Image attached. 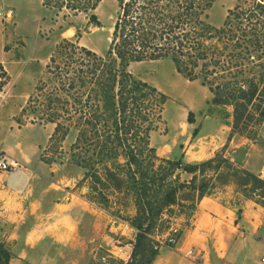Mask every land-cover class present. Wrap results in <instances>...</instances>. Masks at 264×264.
<instances>
[{
  "label": "trees",
  "instance_id": "1",
  "mask_svg": "<svg viewBox=\"0 0 264 264\" xmlns=\"http://www.w3.org/2000/svg\"><path fill=\"white\" fill-rule=\"evenodd\" d=\"M116 1L106 53L63 38L20 117L52 124L49 146L75 133L68 151L83 170L80 181L88 194L82 196L100 208L107 205L106 192L131 196L136 234L129 263L151 264L159 249L150 233L157 223H170L164 212L179 206L188 225L197 203L212 190L233 183L264 199V180L222 152L199 163L160 158L151 134L162 121L167 96L134 77L128 66L170 60L178 74L208 87L213 104L233 107L232 131L240 132L254 113L264 112V2L240 1L215 27L208 21L215 0ZM99 2L42 0V6L63 17L91 12L89 22H96L92 11ZM7 80L0 63V91ZM45 157L43 162L54 161ZM182 173L189 179L181 180ZM10 255L0 243V264H8Z\"/></svg>",
  "mask_w": 264,
  "mask_h": 264
},
{
  "label": "rangeland",
  "instance_id": "2",
  "mask_svg": "<svg viewBox=\"0 0 264 264\" xmlns=\"http://www.w3.org/2000/svg\"><path fill=\"white\" fill-rule=\"evenodd\" d=\"M240 1L215 0L208 12L210 24L220 26L227 10ZM117 10L116 0H100L92 11L96 22H89L91 12L63 17L62 12L56 13L43 7L42 0H0V63L8 75L7 83L0 91V150L18 163L14 170L0 172V186L10 173L17 177L22 172H53L56 178L64 180L59 184L68 186L71 192L88 194L85 184L80 181L83 170L72 163L68 151L75 133L71 131L64 141L53 142L49 146L48 136L53 125L31 123L28 116L20 117V110L37 83L46 79L45 64L63 38L77 39L79 45L97 54L106 53ZM128 70L134 77L167 96L162 121L151 134V144L160 158L199 163L222 152L236 167L260 178L264 170V112L262 117L258 115L259 112L254 113L246 129L233 132V107L213 104L208 87L199 80L189 81L178 74L170 60L133 62ZM215 113L230 125V135H235L241 145L229 146L227 142L220 146L221 134L215 128L208 130L204 136L200 134L201 118L205 114ZM18 118L21 124L17 123ZM44 153L46 159L54 161L47 164L42 162L41 155ZM74 177L76 180L72 183L65 181ZM189 177L184 173L180 175L181 180ZM225 191L236 192L234 195L239 200L250 199L259 205L262 214L260 217L257 215L259 222L254 234L255 239L264 244V199L258 197L256 192L244 190L233 183L211 192L212 195L222 196ZM106 193L107 205L101 208L95 205L100 215L98 229L90 234L85 231L81 236L79 252L73 258L60 259L61 263L130 264L135 239L132 231H129L135 214L132 197ZM167 214L170 215V223H157L150 233L152 244L154 240L157 241L158 249L174 247L191 224L190 221L187 225L179 206H174L171 214L164 212V218H167ZM171 237L176 239L175 242H169ZM0 243L7 248L2 239Z\"/></svg>",
  "mask_w": 264,
  "mask_h": 264
},
{
  "label": "crops",
  "instance_id": "3",
  "mask_svg": "<svg viewBox=\"0 0 264 264\" xmlns=\"http://www.w3.org/2000/svg\"><path fill=\"white\" fill-rule=\"evenodd\" d=\"M200 123L203 136L218 130L220 146L242 144L218 114H205ZM12 174L0 186V239L11 254L8 264H60L73 258L85 231L98 229L95 205L60 185L64 180L53 172ZM235 193L201 198L181 239L174 247L160 248L151 264H264V244L254 234L260 207Z\"/></svg>",
  "mask_w": 264,
  "mask_h": 264
},
{
  "label": "built area",
  "instance_id": "4",
  "mask_svg": "<svg viewBox=\"0 0 264 264\" xmlns=\"http://www.w3.org/2000/svg\"><path fill=\"white\" fill-rule=\"evenodd\" d=\"M18 163H16V161L10 159L7 154L0 150V172H10L12 170H14L17 167ZM261 179H264V170H262V173L260 175ZM129 231H132L131 233L134 235L136 234V230L129 226ZM176 231V230H174ZM175 238L171 237L169 239V242H175ZM261 261L264 263V257L261 258Z\"/></svg>",
  "mask_w": 264,
  "mask_h": 264
}]
</instances>
